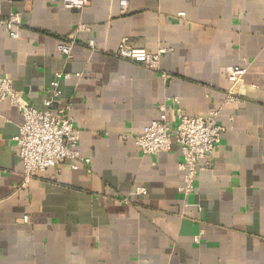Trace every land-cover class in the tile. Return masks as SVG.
I'll return each instance as SVG.
<instances>
[{
	"label": "crops",
	"instance_id": "1",
	"mask_svg": "<svg viewBox=\"0 0 264 264\" xmlns=\"http://www.w3.org/2000/svg\"><path fill=\"white\" fill-rule=\"evenodd\" d=\"M60 2L0 0V17L22 15L18 38L0 29V74L40 111L56 75L71 74L55 102L71 105L89 164L26 182L12 141L22 118L0 102V264H264V0H95L81 12ZM79 25L89 30L66 60L58 45ZM124 38L168 50L171 78L115 57ZM232 67L245 70L235 86ZM231 88L239 103L225 102ZM167 98L186 116L218 112L225 129L188 196L179 145L152 156L133 141ZM135 188L146 196L121 202Z\"/></svg>",
	"mask_w": 264,
	"mask_h": 264
},
{
	"label": "built area",
	"instance_id": "2",
	"mask_svg": "<svg viewBox=\"0 0 264 264\" xmlns=\"http://www.w3.org/2000/svg\"><path fill=\"white\" fill-rule=\"evenodd\" d=\"M93 1L95 0H61L60 5L64 9L81 12ZM118 2L121 8H127L128 0ZM21 27V13L0 17V29H4L11 38H18L16 30ZM88 30L87 27L79 25L73 34L61 40L58 51L66 60L72 58V51L77 43L76 33ZM87 47L94 49L92 42ZM167 51L160 49L156 53H149L144 48L133 46L128 38H124L115 57L143 66L168 81L171 77L160 68V57ZM244 75L245 70L239 67L226 70L227 80L232 86L240 83ZM70 77L71 74L68 73L56 75L51 83V98L44 101V110L40 111L31 106L21 92L13 88V81L9 76L0 74V102H8L22 118V124L12 141L22 163L23 178L26 182L38 173L66 162L71 163L72 170H77L79 164H89V160L82 159L77 151L80 133L70 114L71 105L59 106L55 102L61 95L60 81ZM241 99L231 88L227 92L225 102L239 103ZM158 111V119L151 122L141 135L133 138V141L142 155L152 156L169 152L174 142L178 144L182 155L178 169L183 178L180 191L188 196L194 192V181L198 173L212 168L211 156L219 146L225 129L218 122V112L196 116L184 115L178 98H167L158 106ZM169 111L174 114L172 125L168 121ZM146 194L145 189L135 188L127 197L122 198L121 202L128 204L133 198ZM22 221L29 223V218L26 216ZM201 236L202 232L194 241L199 243Z\"/></svg>",
	"mask_w": 264,
	"mask_h": 264
}]
</instances>
